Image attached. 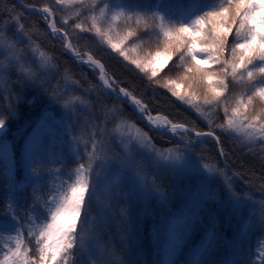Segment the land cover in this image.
Returning <instances> with one entry per match:
<instances>
[{"label":"trees","instance_id":"1","mask_svg":"<svg viewBox=\"0 0 264 264\" xmlns=\"http://www.w3.org/2000/svg\"><path fill=\"white\" fill-rule=\"evenodd\" d=\"M30 6L43 7L50 4L52 0H22ZM109 4H115L117 0H108ZM213 0H126L131 6L129 10L139 11L141 15L147 13L148 23L150 24L153 13L165 17V24L171 23L178 26L180 23H188L193 18L192 12L197 7L212 3ZM206 10V9H198ZM81 11L80 6L69 5L66 12L71 18H75ZM62 14H57L58 27ZM10 17L18 18L20 23L25 25L32 36L31 41H25L22 45L26 51V69H39V79L33 83L22 72L17 69H5L0 67V118L6 119L8 133L1 138L5 145L0 146V221L13 219L15 216L24 231V243L27 244L30 237L26 236L30 226L29 218H33L38 223L47 221V213L44 207L45 198L51 199V193L56 190L57 184L66 180L69 173L75 172V169L81 164L89 163V156L93 151L100 159L92 163V167L98 172L103 164L105 157L120 154L127 158L134 157L135 160H147L144 152L146 149L136 147L134 153L124 154L121 140L115 136L117 125L126 122L135 130L143 131L152 144L158 150L172 148L174 143L167 142L161 134L148 128L136 113L132 111L128 102L116 101L111 95H102L107 90L100 86L98 82V70L93 69L86 64H78V58L74 60L69 56L63 42L48 30L44 20L38 15L29 14L24 11L16 0H0V21H9ZM129 23L123 19L109 25L101 22L100 26L105 32H108L113 39L126 34L129 30ZM88 25L86 24L85 27ZM132 30L136 31L138 36H144V39L132 38L125 44V50L130 56L143 57L148 51H155L157 48L156 36L145 35V24L142 20L140 24L132 25ZM16 32V24L9 23L7 34L12 36ZM77 36L80 38L77 39ZM151 40L150 44L146 41ZM70 40L76 45L74 51L79 50L93 55L103 65H105L108 74L123 87L128 88L138 98H142L151 113L163 114L173 121L190 125L195 123L196 127L202 131L209 130V126L223 123V112L218 115L215 112H209V118L202 117L199 123L194 109L172 97L167 89L152 86L146 87L148 81L143 74L139 73L133 65L128 64L112 52L105 41L94 33H73ZM163 46V37L160 36V47ZM36 49V51H32ZM135 49V51H133ZM41 53L44 60L47 61L41 67ZM7 63L0 55V65ZM169 63V67L171 66ZM167 68H164L157 79L164 76ZM171 79L178 78V70L168 73ZM162 82V81H161ZM197 93L200 94L203 89L197 86ZM62 91V98L56 100L54 97ZM242 89L239 85L234 87V93L238 94ZM14 93H19L20 100L15 103L14 112L9 111L10 98ZM75 99V103H71ZM103 99L104 104L98 101ZM83 101V103H81ZM123 101V100H121ZM65 102H70L69 107H63ZM122 107L123 118L116 122L106 119L105 111L111 109L113 105ZM50 108L49 120L53 118L62 119L66 124L60 127L56 124L54 128L49 129L45 125L37 127L34 130V138L38 141L36 153L41 155L33 166L32 181L22 189H10L8 185L13 181L7 180L5 174L8 172L7 162L11 157L16 162V172L21 173L20 166L22 149L25 147V133L23 129L32 125V120L39 115L40 109ZM260 111V107H257ZM55 114H52V113ZM76 116L78 119L74 118ZM94 125H100L105 136L103 143L96 141V149L92 146L93 134L98 131ZM21 128V129H19ZM216 133L220 140V149L217 143L205 139L196 142L188 147L192 153V158L198 159L203 163L214 168V176L203 175V178L210 181L212 194L216 197L204 205L201 210L197 225L191 228L189 236L182 246L180 254L173 260H167L164 253V243L167 238V231L173 219L169 213L160 214L159 208L154 209L153 201H148L142 195L135 200H129L128 203L123 198L117 196H101L89 198L90 204L86 207L80 231L86 232L91 214L99 215L103 213L106 219L102 225V235L100 243L108 245V248L101 250L96 246V241L91 237H85L83 241L88 247V253H81V249H74L71 253L69 264H119L118 255L126 261V264H246L251 256L250 246L253 237L262 229L264 218V209L252 195L247 193L243 184L234 178L230 173L232 171L252 188L258 194H264V153L261 152L259 143L253 146L249 151L247 143L241 136L234 135L231 132L222 133L217 128ZM29 134V133H28ZM26 134V136L28 135ZM178 141V142H177ZM176 139L175 147H182L183 144ZM184 143V142H183ZM185 144V143H184ZM185 148V145H184ZM75 149L74 153L71 151ZM186 149V148H185ZM220 150L223 151L222 157L226 167L222 165ZM58 156V157H57ZM153 157V156H152ZM155 165L151 159L149 166ZM152 176L159 177L161 194L153 199L158 204L165 199H171L179 203L178 188L175 183L171 184L169 179H163L165 174L175 176L179 185L181 180L174 172L165 167L152 166L148 170ZM168 172V173H166ZM183 177L193 174L191 170L180 173ZM97 176H93L92 178ZM94 183L96 180L94 179ZM227 183H231L232 191L229 193ZM171 184V185H170ZM167 188L174 189L173 193L167 191ZM235 192L236 197L232 196ZM39 198L40 203H37ZM107 205V207H105ZM252 209L256 215H251ZM123 210V214H122ZM44 218H41V216ZM13 215V216H12ZM254 216V217H253ZM253 217V224L246 232H242L241 223L246 218ZM219 230V231H218ZM124 239H121V237ZM6 245L5 237L0 232V249ZM34 246L33 244L28 245ZM109 248L115 251H109ZM3 252L0 251V256Z\"/></svg>","mask_w":264,"mask_h":264},{"label":"snow or ice","instance_id":"2","mask_svg":"<svg viewBox=\"0 0 264 264\" xmlns=\"http://www.w3.org/2000/svg\"><path fill=\"white\" fill-rule=\"evenodd\" d=\"M76 4L80 6L81 11L75 18H71L66 8ZM130 8L126 0H117L114 5L109 4L108 0H52L50 4L33 10L42 13L41 18L67 50L73 51L76 48L70 40L73 33H94L105 41L112 52L146 77V87L158 86L167 89L172 97L195 109L205 118H209V112H215L217 115L223 112L224 122L214 127L210 125L208 131L198 129L195 123L186 125L168 120L167 117L162 118L161 125L152 119L146 102L111 79L99 60L92 55L82 54L79 50L74 52L80 62L93 69H99L103 88L107 90L102 95L114 96L116 101L121 103L130 101L142 115H147L148 120L157 128L164 127L179 140L185 141V148L200 142L204 137H212L219 143L216 133L218 128L222 133L232 132L242 136L249 151L259 143L261 152L264 153V0H213L210 4L197 7L191 13L193 18L190 22L180 23L178 26L165 24V17L156 13H153L152 22L149 24L147 13L141 15L139 11L129 10ZM57 14H62L60 27L56 19ZM121 19L130 22L129 30L115 40L99 26L102 21L109 25L111 31V24ZM142 20L145 24V35L156 36L157 48L155 51H148L141 58L130 56L125 50V44L132 38L144 39V36H138L131 28L133 24L138 26ZM9 23L16 24V32L12 36L7 34ZM79 38L77 36V39ZM26 40L31 41L32 36L18 18L10 17L9 21H0V55L7 62L0 67L18 69L35 83L40 78L39 69L34 71L24 66L27 50L22 45ZM146 43L150 44L151 40ZM170 62L172 63L169 67ZM46 63L41 53V67ZM164 68H167V72L158 80L157 77ZM174 70H178V78H167L168 73ZM236 85L242 89L238 94L234 93ZM197 86L203 89L200 94L197 93ZM55 98L61 97L57 95ZM19 100V93H14L13 98H10V112L15 111L13 105ZM98 102L104 104L103 99ZM69 103L65 102L63 107L68 108ZM71 103H75V99ZM258 106L260 111H257ZM105 115L107 120L116 122L123 118V109L114 104L111 109L105 111ZM5 125L6 119L0 118V129ZM94 127L98 129L92 137V146L96 149L97 140L104 142L105 131L100 125ZM133 140L152 154L155 164H163L167 170L176 172L178 168L191 167L186 153L179 147L158 150L146 134L139 138L128 137L129 142ZM221 154H224L223 151ZM98 159L100 157L93 151L89 156V163L81 164L75 170L74 179L73 173H69L67 179L51 193V199L45 198L44 207L48 219L45 223H38L29 218L30 226L26 236L31 239L27 244L21 239L20 231L25 225L15 230V236L7 237L6 247L0 249L3 252L0 264H69L74 249H81V253L89 252V247L83 242L86 236L93 238L101 250L108 248V245L100 243L102 225L106 219L103 213L95 216L92 213L86 232L80 231L84 211L90 204L89 197L95 194L92 177L98 176L99 173L92 167V163ZM105 159L118 164L121 171L131 170L135 174L137 184L143 186L142 177L138 173L140 164L131 156L125 158L116 154ZM204 167L207 169V165ZM227 188L229 192L232 191L231 183H227ZM155 190L158 191V188ZM232 196L236 197L235 192H232ZM37 203H40L39 198ZM261 206L264 208V202H261ZM13 219L17 218L13 216ZM33 241L34 246L29 247ZM109 251L115 249L109 248ZM117 258L119 264H126L119 255ZM254 264H264V246L260 247L258 261Z\"/></svg>","mask_w":264,"mask_h":264},{"label":"rangeland","instance_id":"3","mask_svg":"<svg viewBox=\"0 0 264 264\" xmlns=\"http://www.w3.org/2000/svg\"><path fill=\"white\" fill-rule=\"evenodd\" d=\"M123 129L120 128V132H122ZM3 129H0V135L3 133ZM125 132V131H124ZM133 137H141V134H138L136 131L134 130H130V132H125L122 136L124 138V140L126 141V148H132L134 146H139L138 143L135 142V140L129 142L128 141V137L131 136V134ZM32 153V152H31ZM35 156L34 154L29 155L27 158H25V166L27 169H30L32 167V162L34 160ZM187 161L190 162L191 161L189 158H187ZM110 164H107V166L105 167V169L103 170V176H102V180H101V190L104 191L105 193H107V191H109V189L111 188V185L119 180V177L121 176V169H117L116 167H112L110 166ZM130 172H132L130 170ZM133 173V172H132ZM133 176V175H132ZM135 176V174H134ZM190 186V185H187ZM200 196V194H197V189L193 190V192L191 193L189 199L185 200V202L187 203V208L188 211L190 212L192 210V205L193 203L196 202V200L198 199V197ZM194 200V201H193ZM189 213L185 211V213H183L180 218L178 220H175V225L173 227V231L171 233V237L169 239V252H172L176 249V245L177 243L180 241V239L183 236V231L185 229V223H186V219L188 217ZM0 228L2 231H4V234L8 237L9 235L11 236H15L16 232L15 230L17 229V227L15 226V224L12 223H7V222H2L0 223ZM22 239V236H21ZM14 243V242H13ZM261 246H264V236L258 241V244L255 248V253L258 254L259 253V249Z\"/></svg>","mask_w":264,"mask_h":264},{"label":"bare ground","instance_id":"4","mask_svg":"<svg viewBox=\"0 0 264 264\" xmlns=\"http://www.w3.org/2000/svg\"><path fill=\"white\" fill-rule=\"evenodd\" d=\"M161 119V118H160ZM160 119H158V120H160Z\"/></svg>","mask_w":264,"mask_h":264}]
</instances>
